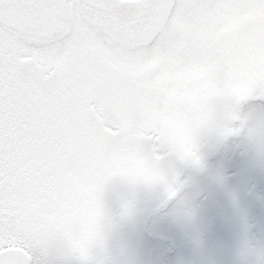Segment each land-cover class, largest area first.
<instances>
[{
	"label": "snow or ice",
	"instance_id": "obj_1",
	"mask_svg": "<svg viewBox=\"0 0 264 264\" xmlns=\"http://www.w3.org/2000/svg\"><path fill=\"white\" fill-rule=\"evenodd\" d=\"M264 0H0V264H141L114 189L192 217L207 140L264 164ZM203 73L176 105L172 74ZM223 179V177H221ZM237 264H264V226ZM176 244L171 264H210ZM258 259H250L251 254ZM192 256L189 260L187 257Z\"/></svg>",
	"mask_w": 264,
	"mask_h": 264
},
{
	"label": "rangeland",
	"instance_id": "obj_2",
	"mask_svg": "<svg viewBox=\"0 0 264 264\" xmlns=\"http://www.w3.org/2000/svg\"><path fill=\"white\" fill-rule=\"evenodd\" d=\"M202 154L204 170H182L187 182L183 199L194 205L192 217L175 214L176 204L159 208L160 194L154 189L140 188L134 193L114 189L111 206H119L120 196L134 201L135 218L122 238L131 244L141 264H171L168 251L176 244L195 255L198 241L212 249L210 264H237L247 230L254 227L259 232L264 226V164L254 154L242 152L233 140H207ZM249 258L258 256L253 253Z\"/></svg>",
	"mask_w": 264,
	"mask_h": 264
},
{
	"label": "clouds",
	"instance_id": "obj_3",
	"mask_svg": "<svg viewBox=\"0 0 264 264\" xmlns=\"http://www.w3.org/2000/svg\"><path fill=\"white\" fill-rule=\"evenodd\" d=\"M259 30L264 34V11L259 13ZM203 75L199 70H183L172 74L176 87L170 95V100L176 105L195 104L198 99L197 82Z\"/></svg>",
	"mask_w": 264,
	"mask_h": 264
}]
</instances>
